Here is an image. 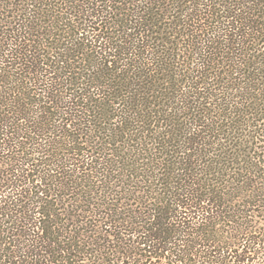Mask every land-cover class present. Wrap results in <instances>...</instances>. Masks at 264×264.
<instances>
[{"label":"trees","instance_id":"16d2710c","mask_svg":"<svg viewBox=\"0 0 264 264\" xmlns=\"http://www.w3.org/2000/svg\"><path fill=\"white\" fill-rule=\"evenodd\" d=\"M0 264H264V0H0Z\"/></svg>","mask_w":264,"mask_h":264}]
</instances>
